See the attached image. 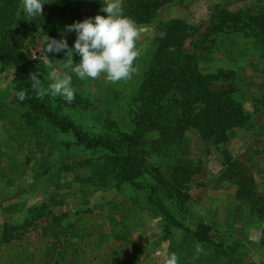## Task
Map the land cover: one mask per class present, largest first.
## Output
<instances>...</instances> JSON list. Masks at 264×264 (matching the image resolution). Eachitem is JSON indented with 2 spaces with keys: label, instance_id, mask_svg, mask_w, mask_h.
Here are the masks:
<instances>
[{
  "label": "rangeland",
  "instance_id": "obj_1",
  "mask_svg": "<svg viewBox=\"0 0 264 264\" xmlns=\"http://www.w3.org/2000/svg\"><path fill=\"white\" fill-rule=\"evenodd\" d=\"M107 2L111 0H73L58 11L54 24L49 26H31L28 20L29 34L21 49L32 62L28 74L39 72L41 89L52 83L48 78L51 71L72 75L76 93L71 103L60 96L37 92L58 118L88 136L106 130L110 134L129 131L137 112L138 82L142 72L155 62L152 55L158 47L156 40L162 37L163 23L179 19L186 25L188 37L182 49L192 54L216 6H230L248 16L264 12V0L168 3L147 22L137 23L141 33L137 41L141 54L135 61L138 71L117 83L108 82L105 74L97 79H79L63 67V52L49 53L50 61L45 62L48 37L61 39L66 35L73 47L77 34L67 33L66 26L97 14L106 15L101 9ZM16 3L15 15H0V42L14 48L21 33L19 19L24 15L22 0ZM122 6L127 7L125 0ZM242 35L225 31L209 37L202 44L211 48L197 53V61L204 73L221 69L235 73V99L250 118L231 130L224 143L186 137L180 153L197 162L199 170L181 189L185 195L182 201L167 189L158 188L152 198L159 206L146 200L148 190L135 191L113 179V168L105 166L101 151L76 145L71 136L60 134L38 114L27 111L16 95L14 69L0 62V226H9L12 240L33 255L34 264H165L171 253L177 254L178 264H219L205 247L197 255L195 239L174 228L158 207L186 230L207 226L210 239L224 245L239 243L251 260L264 264V218L251 215L249 207L237 200L236 187L222 179L231 162L245 163L256 191L264 194V103L259 102L264 97V52ZM81 59L74 56L76 63ZM228 84L218 82L214 88H226ZM16 134L22 139L31 135V145H16L11 141ZM151 162L164 166L158 157ZM143 178V184H153L147 175ZM80 216L94 218L102 234L71 239V226ZM124 224L136 226L126 232Z\"/></svg>",
  "mask_w": 264,
  "mask_h": 264
},
{
  "label": "trees",
  "instance_id": "obj_2",
  "mask_svg": "<svg viewBox=\"0 0 264 264\" xmlns=\"http://www.w3.org/2000/svg\"><path fill=\"white\" fill-rule=\"evenodd\" d=\"M72 1L44 0L47 5H44L42 16L28 17L25 13L21 14L18 23L21 33L17 37V47L0 42V62L9 63L14 69L17 92L22 89L27 91V98L21 103L27 106V111L38 114L60 134L71 136L76 145L101 151L105 166L113 168V179L119 184H127L135 191L148 190L146 200L150 204L159 206L152 198L158 188L167 189L175 194L178 201H182L185 195L181 189L199 170L197 162L180 153L185 138L191 136L202 141L224 143L231 130L250 118L242 103L235 99L236 89L232 86L235 73L226 69L213 74L204 73L199 68L197 53L208 51L211 47L203 46L202 43L225 31L242 33L244 38L251 39V45L258 44L260 51L264 52V12L248 16L240 10H232L230 6H216L213 18L201 40L197 41L192 54L182 49L188 37L186 25L179 19L163 23L162 37L156 40L158 47L152 55L155 62L142 72L138 82L137 112L131 119L129 131L117 130L110 134L106 130L98 136H88L74 124L58 118L41 100L37 90L32 89L28 74L32 62L27 53L21 50L23 40L29 34L28 20L32 21L31 26L53 25V17ZM125 1L127 7L124 8V14L136 23H143L158 9L175 0ZM16 2L17 0H0V15L7 18L15 15ZM218 82L230 84L226 88L216 89L214 84ZM259 102L264 103V97ZM11 141L18 146L24 145V142L31 145L33 137L30 135L22 139L16 134L11 136ZM153 157L161 158L164 166L152 164ZM146 175L153 184L142 183ZM222 179L236 187L237 200L249 207L251 215L264 218V194L256 191L254 178L247 164L231 162L226 166ZM158 212L174 228L181 229L194 238L196 244L208 249L219 264H258L250 259V253L239 243L224 245L210 239L209 227L200 225L196 231L186 230L161 207H158ZM95 221L90 216L78 217L71 226L70 238L80 239L102 234ZM135 226L126 224L124 230L127 232ZM8 227L7 224L0 226V264H34L33 255L17 240H12L11 229L9 231ZM262 243L264 246V238Z\"/></svg>",
  "mask_w": 264,
  "mask_h": 264
},
{
  "label": "clouds",
  "instance_id": "obj_3",
  "mask_svg": "<svg viewBox=\"0 0 264 264\" xmlns=\"http://www.w3.org/2000/svg\"><path fill=\"white\" fill-rule=\"evenodd\" d=\"M45 3L44 0H22L23 11L28 17L42 16ZM103 4L101 12L106 15L97 14L66 26L67 33L77 34L73 47L69 46L66 35L61 39L48 37L44 49L46 63L50 61L49 53L63 52L66 57L61 60L63 67L71 69L79 79H97L105 74L106 80L112 83L128 80L138 71L135 61L141 54L137 47L141 33L137 23L124 14L122 0ZM75 55L82 58L79 63L74 62ZM48 78L52 83L47 89H41L39 72L31 73L32 89L40 90L41 95L63 97L68 103L74 101L76 89L72 86V75L66 72L61 76L51 71ZM16 95L22 102L27 98V91L22 89ZM195 248L197 255L204 251L199 243ZM178 259L176 253H171L165 264H178Z\"/></svg>",
  "mask_w": 264,
  "mask_h": 264
}]
</instances>
